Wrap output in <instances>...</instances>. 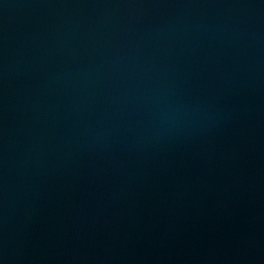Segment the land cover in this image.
<instances>
[{"label": "water", "instance_id": "obj_1", "mask_svg": "<svg viewBox=\"0 0 264 264\" xmlns=\"http://www.w3.org/2000/svg\"><path fill=\"white\" fill-rule=\"evenodd\" d=\"M0 264H264V0H0Z\"/></svg>", "mask_w": 264, "mask_h": 264}]
</instances>
